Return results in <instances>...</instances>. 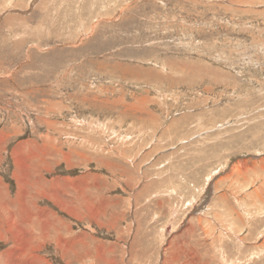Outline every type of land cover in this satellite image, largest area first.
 Returning a JSON list of instances; mask_svg holds the SVG:
<instances>
[{
  "label": "rangeland",
  "instance_id": "1",
  "mask_svg": "<svg viewBox=\"0 0 264 264\" xmlns=\"http://www.w3.org/2000/svg\"><path fill=\"white\" fill-rule=\"evenodd\" d=\"M0 264H264V0H0Z\"/></svg>",
  "mask_w": 264,
  "mask_h": 264
}]
</instances>
